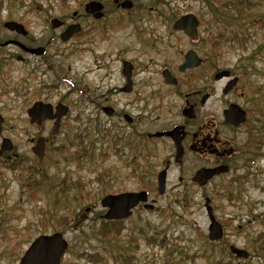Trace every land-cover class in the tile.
<instances>
[{
	"label": "flooded vegetation",
	"instance_id": "flooded-vegetation-1",
	"mask_svg": "<svg viewBox=\"0 0 264 264\" xmlns=\"http://www.w3.org/2000/svg\"><path fill=\"white\" fill-rule=\"evenodd\" d=\"M123 1L69 0L67 3L54 5L53 13L47 4L28 5L25 13L32 15L21 19L24 32L18 34L10 31L18 37L0 42V46H6L3 45L6 41L17 39L24 46L20 48L7 44L20 49L22 54L16 59L26 65L22 79L26 119L30 126L39 130L37 135L29 138L30 151L32 152L38 139L43 140L42 161L30 164L25 167V171L31 177L37 176L36 180L43 177V174L49 178L43 166L50 143L59 136L66 121L78 119L75 107H93L106 118L122 119V124L126 123V127L130 129L127 132L143 135L133 144L137 152L142 150L153 154L154 147L158 144L166 149L168 152L165 159L161 160L163 162L159 170L167 167V173L174 168L190 171L189 181L199 189L201 207L206 210V206H210L224 231L220 240L211 241L206 238V244L226 247L236 245L234 241L228 242L231 240L226 234L229 228V235L234 237L242 233L249 238L243 246H239L246 250L247 257L240 258L230 253V261L239 264H264V90L247 81V70L242 67L219 66V54L208 42L211 38L205 36L207 31L202 30L204 25H200V20L198 37L191 40L183 31L173 29L172 23L168 25L157 19V25L165 27L158 35L146 37L143 34L140 39L138 30L135 34L137 40H141L138 43L144 45L139 52H157L158 57L150 56L152 54H144L142 58L125 56L124 53L134 47L131 44L122 46L116 32L134 29L133 25L139 20V15L134 14L138 12L149 17H155L156 14L150 6L145 8V2L129 0L131 4L123 6ZM28 17L34 20L27 19ZM170 31L178 34L172 36ZM66 32L68 36L64 39ZM117 43L120 45L114 48ZM173 43L177 52L175 57L169 59L159 48L171 49ZM154 44H158V47ZM36 47L41 49L39 53L29 51ZM190 49L200 59L199 63L182 69L180 67L184 63L185 53ZM105 56L113 57L110 60L112 64L117 62L119 79L110 78L109 72H97L105 66ZM64 58H70L64 71L67 77L59 70L61 59ZM81 68L84 70L81 71ZM221 71L223 75L217 77ZM90 74L92 75L88 77ZM164 75H170L173 82H166ZM192 75L199 76L205 88H196L188 77ZM121 94L131 95L125 104L141 102L143 105V102H147L151 105L148 112L156 115L152 118L150 116L140 126V113H132L123 110V105L117 108L113 104ZM173 95L180 99V105L174 107L172 119H168L164 113L173 107ZM36 101L49 106L46 114L48 117L31 122L28 108ZM106 107L111 109L110 115L105 113ZM227 111L235 113L233 121L226 119ZM242 111L244 118L240 121ZM78 113L82 116L83 111L78 110ZM55 122L57 130L53 133ZM163 131H172V134L153 135ZM56 149L60 150L61 147ZM11 150L12 148L7 153ZM32 155L34 156L33 153ZM134 157H137L136 154ZM1 158L3 169H6L11 155L6 154ZM197 170H201L202 174L194 183L192 176ZM183 178L182 174L178 176L179 181ZM3 179L4 175L0 182ZM2 184L0 190L5 192V185ZM150 200L155 201L152 198ZM224 204H229L231 211L224 212ZM0 215V241H5L4 236L10 232V222L6 220L11 217L5 211ZM98 216L101 218L102 214L99 213ZM54 217L56 216L49 218L56 227L42 228L37 235H49L60 230ZM123 221L117 220L120 224L117 234L122 229ZM64 225H70L74 229L78 222L75 219L66 220ZM10 246L11 244L5 248L9 249ZM67 248L63 255L68 252ZM216 261L214 264H228L223 259L217 258ZM59 264L75 263L60 259Z\"/></svg>",
	"mask_w": 264,
	"mask_h": 264
},
{
	"label": "rangeland",
	"instance_id": "rangeland-1",
	"mask_svg": "<svg viewBox=\"0 0 264 264\" xmlns=\"http://www.w3.org/2000/svg\"><path fill=\"white\" fill-rule=\"evenodd\" d=\"M67 1L69 0H0V42L7 38L18 37L5 29L2 22L7 19L22 22L21 19H26L27 16L32 15L25 13L26 6L47 4L50 5L53 13L55 12L54 5L67 3ZM135 1L137 3L145 2V8L147 9L150 6L156 16L149 17L138 12L134 14L135 16L139 15V20L133 25L134 29L116 32L117 39L122 46L131 44L134 47L133 50L126 51L125 56L142 58L144 54H152L150 56L157 58V52L142 53L144 45L141 42L138 43V41H141V35L143 34L150 37L158 35L159 31L165 29L164 26L157 25V19L169 25L173 21L172 18H175L179 13L193 12L197 14L202 20V24L204 23L203 28L201 27L202 30L207 31L213 37L221 31L225 36L231 37L233 36L231 30H236L235 26L224 25L222 14L211 10V4L220 7L218 0H210L209 5L206 4V0ZM250 1L252 2L251 7L243 9L241 14H238L235 10L227 13L230 18L234 15L238 16L239 21L243 24V27L236 30V32L242 30L241 33L246 35L247 48L243 50L235 48V42L232 41L233 37H231L228 43L222 46V53L219 54V66L230 67L234 65L240 67V64L249 61L247 69L250 72L249 75L257 80L264 81V47L255 59H247L251 55V51L258 44L264 42V29H260L257 24L252 25L254 19L264 17V0ZM224 14L226 15V13ZM27 19L34 20L32 17ZM136 30L140 35L139 40L136 38ZM170 32L172 36L178 34V32ZM241 33L238 35L239 38L242 36ZM119 45L117 43L114 48ZM154 45L158 47V44ZM159 49L169 59L175 57L177 52V50H174V43L171 49ZM139 50L141 51L139 52ZM21 54L20 49L17 47L11 45L0 46V112L5 119L0 138L1 136H7L13 144L10 152H4L0 156V179L3 175L5 176L0 184L3 183L2 185H5L6 188L5 192L0 190V213L9 212L11 217L6 220L10 222V232L4 236L6 237L5 241H0V264H18L28 242L40 232L43 213L49 215L54 211L66 214L69 212L79 213L85 204H91L94 209L87 216V220L82 221L76 231L70 233L69 230H65L70 246L67 248L68 252L62 256L63 262L70 260L75 264H120L121 260H124L119 255V252H122L133 253L134 257L132 259L135 264H214L219 256H222V259L225 262L227 261L228 264H239L230 261L231 258H228L227 255H222L221 246L212 249L205 243L208 219L199 201V189L189 181L190 171H179L176 168L169 171L166 177L164 194H157L156 173L163 162L161 160L165 159L168 151L160 144L155 145L154 156L147 155L145 158V155H141L134 164L130 161L132 153L126 145L123 146L122 154H113V146L108 148L107 138H113L120 130L114 134L110 133L117 130L118 127H122L125 132L130 129L126 127V123L122 124V119L119 120L117 117L106 118L100 111L90 106L85 108L75 107L78 119L66 121L59 136L54 138L48 147L43 169L47 172L50 180L45 182V186L54 184V190L51 192L41 191L37 196L31 197L22 185L25 174L20 173V171L36 161L30 151L29 138L37 135L39 130L30 126L26 119V104L24 92L22 91V79L26 65L16 59ZM112 58L105 56V60H103L105 66L97 72L102 74L109 72L110 78L119 79L117 62L112 64L110 61ZM83 61L85 62V59ZM69 63L70 58L61 59L59 69L61 74L66 76L64 71ZM4 64L6 65L4 66ZM83 65L85 66V64ZM83 70L81 68V71ZM91 75H88V77ZM188 77L196 88H205L199 76L192 75ZM217 84L219 85V83ZM130 97L129 94H121L117 100L113 101V104L117 108L123 105L125 107L123 110L132 113H140L142 115L140 126L150 116L152 118L156 115V113L151 114L148 112L151 105L147 102H143V105L141 102L125 104ZM171 99H175L172 103L173 107L164 113L168 119H172L174 107L177 108L180 105L178 97L173 95ZM78 110L83 111L82 116H80ZM103 128L109 129L108 135L103 132ZM138 129L142 131L141 127H138ZM102 133L103 137H101ZM85 134H88V136L84 143L89 144L91 138H97L99 142L94 143L97 148L94 153H89L87 157L79 159L81 149L78 142L79 138ZM56 147H61L64 150H57ZM6 154L11 155V158L10 163L7 164L8 167L5 166L6 169H3L1 157ZM137 164L140 168L139 173L142 172L139 176L136 174L138 173ZM146 166L148 170H146ZM106 172L110 175L111 180L100 183L97 177ZM181 174L184 178L179 181L178 176ZM142 187H146V190L149 191L150 199H155V210L148 211L140 206V209H134L131 216L123 221V227L119 234L109 232L105 234L107 236L102 234L97 236L95 232L98 224L95 220L96 213L103 211L99 205L100 197L106 191L115 192L118 189L122 191L138 190ZM86 191H89L90 194H86ZM79 193L84 195L83 198L80 197ZM224 205L226 206L224 212L231 211L229 204ZM1 217L2 215H0V225H2ZM98 228L101 231L104 230L101 225ZM229 231L228 228L226 230L227 238L231 239L228 242L234 241L236 245L243 246L249 239L242 233L233 237L229 235ZM156 239L163 240V243L156 242ZM10 244L9 249L5 248L9 247ZM85 251L99 253L102 260L96 263L85 262L82 258H78L79 253ZM114 256L116 259H114Z\"/></svg>",
	"mask_w": 264,
	"mask_h": 264
},
{
	"label": "water",
	"instance_id": "water-1",
	"mask_svg": "<svg viewBox=\"0 0 264 264\" xmlns=\"http://www.w3.org/2000/svg\"><path fill=\"white\" fill-rule=\"evenodd\" d=\"M95 5L97 3L94 2ZM131 2L129 0H124L122 2L123 6H129ZM54 25V24H53ZM4 26L10 30H16L19 33L24 32L23 27L20 23L14 20H8L4 22ZM172 27L174 29L183 30L191 39H195L197 37V19L193 14H185L177 18ZM69 29V27H68ZM68 31V30H67ZM68 36L66 32L63 35L65 39ZM22 46L19 42L14 41ZM30 52L38 53L40 49H30ZM199 63L197 56L195 55L193 50H188L185 54V62L181 65L180 68L184 69L186 66L192 67ZM222 73L217 74V77H220ZM128 76V75H127ZM165 81L170 83L173 82L171 80L170 75H164ZM58 109L60 106L57 107ZM49 111V106L42 104L41 102H35L29 109L28 114L30 116L31 122L43 119L47 116V112ZM105 112L107 114L111 113V109L106 107ZM227 120H234L235 114L233 112L227 111L225 114ZM243 119V112H242ZM48 117V116H47ZM2 116L0 114V131H1V123ZM57 130V122H55L52 132L54 133ZM166 134H172V131L165 132ZM159 135L161 133H155ZM11 148V141L8 138H2L0 145V153L5 149ZM33 152L37 155L38 160L40 161L43 156V140L38 139L35 146H33ZM178 155V154H177ZM165 173L166 169L162 170L157 175V191L159 193H163L164 191V182H165ZM201 170H198L192 179L197 181L199 176L201 175ZM146 200V192L138 191V192H122L118 194H108L101 198L100 203L103 207L107 206L108 210L103 215L105 218H123L130 214V210L134 207L139 201ZM147 208H152V205L145 204ZM88 210V208H86ZM208 217L210 219V224L208 227L209 233L208 236L210 239H218L222 236V229L219 223L215 220L212 215L210 207L207 208ZM84 214L80 218H83ZM66 247V241L63 240L62 235L60 233H54L50 236H38L27 248L24 252L23 256L20 259L19 264H58L59 258ZM232 252H234L237 256L246 257L247 253L238 249L234 246H230Z\"/></svg>",
	"mask_w": 264,
	"mask_h": 264
},
{
	"label": "trees",
	"instance_id": "trees-1",
	"mask_svg": "<svg viewBox=\"0 0 264 264\" xmlns=\"http://www.w3.org/2000/svg\"><path fill=\"white\" fill-rule=\"evenodd\" d=\"M207 4L209 5L210 4V0H206ZM218 4L221 6L220 8L217 7L216 5H213L212 4L210 5L211 7V10L213 12H218L219 14H222L224 16L223 18V23L224 25H232V26H235L236 27V30H238L239 28L243 27V24L239 21V18L238 16L234 15V16H231L232 18H230V16H228V11H231V10H235L238 14H241V11L244 9H248L250 8L252 5V2L250 0H225V1H222V0H218ZM226 13V15L224 14ZM253 24H257V26H259L260 29H264V17L262 18H259V19H254L252 21V25ZM224 27H227V26H224ZM236 30H231V33L233 34V40L235 42V48H238V49H246L247 48V39H246V35L244 33H241L242 30H239V32L237 33ZM242 34L241 38H239V34ZM247 33V32H246ZM248 36V35H247ZM231 37H227L224 35V33L219 32L217 33V35L213 38L212 40V44L213 46L217 49V51H219V53L221 54L222 53V46L225 45L226 43H228V40L231 39ZM232 44V43H230ZM264 47V42L258 44L256 46V48H254L252 51H251V55L247 58V59H255L257 57V55L260 54V51L263 49ZM231 48V47H230ZM248 52V51H247ZM120 142V137L117 135L115 138H114V144L115 146ZM115 153L118 152V148H115L114 150ZM100 179V183H103V177L101 175H99L97 177V180ZM40 185H42L41 183L39 185H37L39 188H40ZM86 194H90L89 191H86ZM80 197L83 198V194L82 193H79ZM62 219H60L61 221ZM118 228L116 226H112V232H116ZM109 231L108 229L106 231H99V234H102L104 236H107L105 234H108ZM160 243L162 244L163 241L162 240H159ZM158 242V241H156ZM224 250V248H223ZM227 252V250H225L224 254ZM99 253L95 252L94 254H87L86 253L84 254H80L78 255L79 258H83V259H86V261H98V260H102V257H99ZM114 259H116V257L114 256Z\"/></svg>",
	"mask_w": 264,
	"mask_h": 264
}]
</instances>
